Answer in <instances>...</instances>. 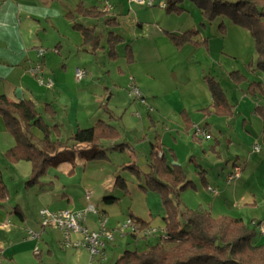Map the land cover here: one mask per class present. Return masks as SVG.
Returning a JSON list of instances; mask_svg holds the SVG:
<instances>
[{"label": "crops", "instance_id": "1", "mask_svg": "<svg viewBox=\"0 0 264 264\" xmlns=\"http://www.w3.org/2000/svg\"><path fill=\"white\" fill-rule=\"evenodd\" d=\"M79 4L85 8L95 7L104 13L103 18H98L104 21L107 32L105 46L101 42L104 49L100 52L111 63V66L107 65L108 69L105 64L99 65L96 53L91 54L82 46L81 35L65 18ZM163 11L157 1L153 7H148L134 0H0V95L12 101L29 100L38 112L44 105H51L55 111L53 121L61 127L63 138L78 129L90 128L99 120L115 126L120 133L117 140L104 143L108 161L79 162L71 175H68V165L49 168L35 186L21 195H12L9 183L13 185L15 180L29 179L31 167L28 162L11 165L5 160L3 154L14 145V141L0 117V162H4L0 164V174L8 192L6 202L0 206V264H105L106 247L111 244H106L102 254L91 262L85 248L72 245L81 241L80 234L70 233V244L64 246L62 231L41 228L39 211L43 208L54 212L78 211L90 204L105 218L108 208L128 193L116 189L114 183L117 175L125 180L124 176L130 173L122 167L135 165L137 153L130 139L139 138L147 129H155V141L150 142V150L158 152L162 149L158 153L168 161L179 164L182 169L185 166L195 169V176L185 173L193 187L180 193L187 192L186 199L191 206L180 199L182 206L209 213L215 218L232 217L247 225L252 222L264 225V103L256 96L247 100L244 93L239 95V91L233 88L230 94L225 93L233 106V116L207 115L204 110L210 108L212 101L205 77L217 79L208 70L213 65V56L204 49L207 38L197 27V23L203 20L198 12L192 11L191 21L171 28L169 20L173 16L167 14L165 17ZM182 15L183 12L178 17ZM86 18L95 19L80 17L77 22L84 23ZM88 28H95V25ZM190 30L198 32L197 39L202 45L186 44L175 48L166 35H181ZM108 34L122 39L114 47L116 60L109 58ZM127 48L132 52L133 61L130 63L126 59ZM38 49L44 50L40 61L42 78L53 81L51 88L40 85L27 74L28 67L39 61ZM72 53L76 57L70 60ZM64 56L69 58L68 66ZM91 56L96 60L94 63ZM121 60L123 65L112 67ZM76 69L86 73L79 82L74 77ZM90 69L100 77L94 79L89 74ZM104 73L106 77H102ZM103 78L107 80L103 82ZM130 85L140 89L144 104L138 103L139 99L130 94ZM122 87H125L126 102L132 98L133 104L129 106H133L138 114L129 111L128 107L129 114L118 119L112 114L109 102L118 95L116 89L122 90ZM143 112L146 118L142 116ZM195 126L205 127L210 139L193 137ZM215 132L217 137L213 136ZM190 134L194 139L192 142L189 141ZM212 140L213 145L207 151L202 142ZM223 142L234 148L235 158L230 167L229 160L225 159L224 165L220 163L217 175L208 176L203 161L212 153L220 157ZM120 145L124 147L119 149ZM256 145L259 146L258 152L254 150ZM144 158L149 171V159L146 155ZM236 165L241 167L244 175L228 183L227 177ZM3 167L9 172L6 181ZM107 196L119 200L106 204L103 199ZM15 209L22 218L14 214ZM99 218L88 214L85 227L97 231ZM247 220L250 222L246 223ZM119 229L117 232L122 235ZM143 231L128 232L133 240L144 241L142 250L150 245L148 237H153L155 243L163 232L159 230V236H144ZM30 233L38 238L30 239ZM260 238L264 239V236ZM260 238L257 243L264 244Z\"/></svg>", "mask_w": 264, "mask_h": 264}, {"label": "trees", "instance_id": "2", "mask_svg": "<svg viewBox=\"0 0 264 264\" xmlns=\"http://www.w3.org/2000/svg\"><path fill=\"white\" fill-rule=\"evenodd\" d=\"M166 13L180 14L185 11L183 3H193L208 22L216 18H227L232 24L243 27L251 34L257 57V70L264 75V0H156ZM80 17L103 18L104 13L95 7L85 8L79 4L65 18L72 22V28L81 35L82 46L95 54L104 49L95 28H88L77 22ZM110 21V20H109ZM107 21V23H109ZM224 25L221 23L219 30ZM175 48L186 44L202 45L197 39L198 32L187 31L181 35L166 33ZM122 39L108 34L109 58L116 60L114 47ZM127 62H132V52L127 48ZM233 76V73L230 74ZM211 96V106L204 112L218 117L233 116V106L229 104L220 83L212 77H205ZM256 86V87H255ZM255 87V88H252ZM252 96L264 94V85L256 83L248 87ZM55 111L51 105H44L41 112L29 100L12 101L0 95V117L6 132L14 145L4 153L5 160L11 164L28 162L31 174L26 186H35L49 168L68 165V175L73 173L79 162L108 161L105 142L119 138L118 129L104 121H97L92 127L78 129L74 134L63 138L61 127L54 123ZM120 145L118 148L122 149ZM159 149L158 152H161ZM153 149L148 160L149 173L144 175L143 191L158 195L164 210L163 233L153 245L144 250H127L114 264H264V244L257 243V228L245 224L239 218L212 217L209 213L191 210L182 206L180 193L192 188L182 167ZM197 168H199L197 166ZM140 174L137 166L122 167ZM200 174L202 171L197 170ZM114 187L123 193L128 192L126 181L117 175ZM7 188L0 174V206L7 198ZM119 199L107 196L106 204ZM14 214L22 218L18 210ZM139 227L148 229L149 223L130 216ZM260 224V223H257ZM186 226L188 229H185ZM134 236V235H133ZM147 236V235H144ZM135 238V237H133Z\"/></svg>", "mask_w": 264, "mask_h": 264}, {"label": "rangeland", "instance_id": "3", "mask_svg": "<svg viewBox=\"0 0 264 264\" xmlns=\"http://www.w3.org/2000/svg\"><path fill=\"white\" fill-rule=\"evenodd\" d=\"M183 7L187 9V12L184 11L182 17H178V14L171 13L170 15L173 16L172 20L170 21V24H172L171 28H177L181 24H187L188 21H191L190 13L192 11H196L199 13L201 19L203 22H198L197 27L199 30H202L204 32L205 37L207 38V45L205 50L209 51L210 55L213 56V65L208 68L210 72H212L213 75H216L215 78L220 82L222 89L225 91V93L231 92L233 88L237 89L240 93H244L247 96V100L250 98H257L259 101H263L264 103V94H256L252 96L251 92H248V87L254 83H260L262 86L264 85V75L261 71L257 70L256 64H257V57L255 52V46L254 41L249 33V31L243 27L234 25L231 23V21L227 18H216L213 22H208L203 17L201 11L191 2L185 1L183 3ZM161 9V8H160ZM164 9V8H163ZM168 13L166 11H163V16L166 17ZM176 17V18H174ZM178 17V18H177ZM169 19V18H168ZM176 19V20H175ZM224 25V28L222 30H219L220 24ZM79 24L83 26H94L95 25V32L96 34L101 38V42L103 46H105V36L107 35L106 28L104 26V21L102 19H85V22L79 21ZM204 24V25H202ZM187 26V25H186ZM81 55V54H79ZM76 57L75 53H72L70 60L74 59ZM92 57V58H91ZM91 61L95 62V58L98 60L99 65H110L111 63H108L107 58L102 56V53L99 51L96 53V57L91 56ZM104 57V60H103ZM63 60L66 62L67 66L69 65V58L63 57ZM41 61V60H40ZM118 62L117 64H112V67H117L119 65H123L124 62ZM93 62V63H94ZM113 63V62H112ZM108 69V66L106 67ZM207 70V71H208ZM233 73V76H230V74ZM27 74H29L27 72ZM89 74L93 76L94 79H97L100 77L98 73L95 70L89 71ZM102 77H106V73ZM103 82H105L107 79L103 78ZM256 87V86H255ZM252 87V88H255ZM127 88V87H126ZM138 88V87H137ZM125 87H122V90H119V88L116 89L118 92V95L114 96L113 100L109 102V108L112 111V114H114L118 119L121 117H125L126 114H129V111L132 110L134 114L136 113L135 110L130 108L129 104H133V99H129L128 102H126V92L124 91ZM139 89V88H138ZM127 90V89H126ZM140 91V89H139ZM114 93V92H113ZM125 93V94H124ZM141 95L142 92L140 91ZM122 95V96H121ZM263 97V98H262ZM140 101H138L139 103ZM141 103V102H140ZM126 104V105H124ZM142 104V103H141ZM129 107V111L126 110ZM138 112V111H137ZM143 117L145 115V112H143ZM148 118V117H147ZM152 128V127H151ZM67 129H65V133H67ZM155 129H147L144 134H142L139 138L136 139H130L133 147H135L137 157L135 165L137 166L138 170L140 171V174H136L135 172L130 171V173H127L124 178L127 183L128 193L124 194L121 199L118 201L117 204L113 205L111 208H108L107 215L105 216L106 219V229L108 231H113V240L110 242H107L106 244H111L106 247V261L105 264H114L116 261V257L118 255H121L124 251H131V250H142V248L145 247L143 240H133L130 235L129 231H122V235H120L119 232H117L118 228L121 227L122 224H124L125 220L130 216H134L135 218L141 219L144 222L149 223L150 229H154L159 232V230H163L164 223L162 220L163 215H165L159 197L150 192V191H143L141 187L145 184L144 175L148 174V168L146 166V159L144 158V155L147 156L149 159L150 155V142L155 141ZM189 136V141H193L191 134ZM214 137H217V133H213ZM194 137V135H193ZM171 141L172 139H168ZM188 140L186 142H189ZM204 146L206 147V150L209 151L210 145H213V140L211 142H202ZM222 148L220 150V157H217L214 153L207 155L205 157L203 163L205 164L207 170L208 176H213V174L217 175L216 171L219 170L220 163L224 165V160L228 159V166L230 167L232 160L234 157V148L229 146H226V143L223 142ZM211 153V152H210ZM4 156V154H3ZM219 156V155H218ZM4 162H0V164H3ZM198 169H196L197 171ZM183 171L188 176H195V169L192 166L188 169L187 166L183 167ZM3 172V178L6 181L8 179L9 172H6L4 167L2 168ZM221 172V171H220ZM244 175L243 172L240 173V176ZM239 176V177H240ZM18 181L15 180L13 185L9 183V189L11 194H17L21 195L26 190H29L32 187L26 186V181ZM188 190V189H187ZM190 191V190H189ZM188 191V192H189ZM185 193V192H184ZM187 192L185 194H181L179 198L182 200V202H185L187 206H191L189 199H186ZM6 200L3 202L5 203ZM2 203V204H3ZM191 204L192 201H191ZM48 209V208H47ZM49 211H52L51 209H48ZM69 210V209H67ZM246 223H249L250 221H245ZM185 229H188L186 226H184ZM53 229V228H50ZM120 230V229H119ZM142 230H147L146 228H138V232H141ZM128 233V234H125ZM160 233L154 234V236H159ZM261 236H257V239H259ZM261 239V238H260ZM264 241V239H261ZM148 241L151 244H153L154 239L153 237H148ZM115 242V243H114ZM114 243V245H112ZM45 255V249L43 248ZM110 253V254H109Z\"/></svg>", "mask_w": 264, "mask_h": 264}, {"label": "built area", "instance_id": "4", "mask_svg": "<svg viewBox=\"0 0 264 264\" xmlns=\"http://www.w3.org/2000/svg\"><path fill=\"white\" fill-rule=\"evenodd\" d=\"M137 3L145 4L148 7H153L156 0H134ZM164 8V5H162ZM44 56V50L38 49L37 50V57L39 61L36 63L31 64L27 72L37 80L40 85H43L47 88L53 87L54 83L51 79L44 80L42 78V65L40 60ZM86 73L83 70L76 69L74 77L76 81H81L85 77ZM129 92L132 96L139 99V101L144 104L145 101L139 91V89L134 86L130 85ZM193 135L199 139H210V135L205 127L195 126ZM256 152L259 151V146L256 145L254 147ZM241 173V167L235 166L233 168L232 173L227 177V182L230 183L233 180L239 178ZM208 191H213L211 188H208ZM86 199H89V195L86 196ZM88 214H95L98 217V230L97 231H89L85 227V221ZM40 216V224L42 229L46 228H53L63 232V245L68 247L69 242V234L70 233H78L81 236V241L78 243H73V247H83L85 248L89 255L90 261L93 262L94 259L100 256L105 248L107 242L113 240V233L108 231L105 227L106 219L90 204L86 206L83 210L78 211H71V210H62L58 212L49 211L47 208H43L39 211ZM252 226L257 228V232L260 236H264V225L257 224L256 222L251 223ZM138 230V226L130 219L127 218L124 224L121 225L120 231H129L132 234H135ZM158 231L154 229L148 228L147 230L143 231V235H154ZM163 233V232H162ZM161 233V234H162ZM30 239L38 238V235L34 233H30ZM37 249H35V253H37Z\"/></svg>", "mask_w": 264, "mask_h": 264}]
</instances>
